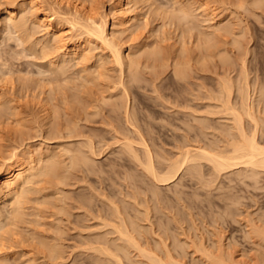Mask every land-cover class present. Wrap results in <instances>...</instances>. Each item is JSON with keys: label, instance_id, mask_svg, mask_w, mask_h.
I'll list each match as a JSON object with an SVG mask.
<instances>
[{"label": "bare ground", "instance_id": "6f19581e", "mask_svg": "<svg viewBox=\"0 0 264 264\" xmlns=\"http://www.w3.org/2000/svg\"><path fill=\"white\" fill-rule=\"evenodd\" d=\"M64 1L71 2L70 0H52V8L47 9L46 4L48 3L46 2L49 0H30L26 5L22 4L24 6H21L20 11H16L15 8H11V1L7 0L6 24L11 30L23 33V36L20 34L19 37L22 41L28 40L32 33L28 31V17L24 14L25 8H29L30 18L51 35V42L43 41L40 50L43 54L48 52L46 51L48 48L56 49L55 52L58 51L57 57L50 62V66L60 70L62 74L70 70L73 62L78 64L91 59L94 56L93 49L98 47L106 52L107 59L120 68L122 75L119 84L122 85L126 94L132 89L134 82L140 80L138 69L144 60L148 62L147 66H164L161 62L162 49L156 46L147 47L143 44L139 49L131 46L124 47L127 37L123 35L127 32V36H132L136 29L138 30L137 22H131L134 18L130 14L133 8L132 3L135 1L137 4L141 0H116L117 7L113 21L116 28L111 30L108 28V13L97 18L92 11H88L90 8L87 9L83 1H78L79 3L74 2L71 17L67 12L54 7L55 5L61 6ZM195 1H190L192 5L189 1L185 3L175 1L179 3H177L179 12L175 11L177 8L175 7L174 11L172 10L174 14L172 12V15L167 14L169 18H172H170L171 22L178 20L182 23L184 21L182 24L184 28L181 27L182 31L176 41L178 48L172 56L174 71L175 75L185 82H188V78L192 76L189 60L185 59L188 42L194 44L196 59L202 63H205L206 56L220 55L222 63L216 67V70L213 69L217 77L213 86V95H210V98L214 101L213 113L226 115L230 120V123L222 127L223 139L219 137L221 142L213 143L200 139L199 144L193 145L187 143V140V142L182 141L177 145L178 150L172 156L167 157L156 147L157 142L150 129L138 128L139 125L135 120L139 112L131 109L129 100L125 105L123 101L113 102V107L107 110L98 121L107 125L115 122L112 127L117 131V128H122V125L119 122V115H115L114 112H118L121 108L124 109L126 121L133 125L132 128L138 134L136 141L129 139L130 136H125L123 152L136 164L129 165L131 172L125 178L128 183L149 191L148 198L145 199L146 206L144 209H135V213H132L127 205L110 200L113 207L110 213H107L103 203H92L94 199L92 196L83 192L73 193L71 198L75 199V204L71 206V209H76L77 212L69 213L67 217L69 224L55 225L53 234H41L35 237L46 256L57 260L71 256L73 252L63 248L60 243L61 234L71 233L70 231L77 229L79 245L84 247L80 253L87 254L92 259L90 264H251L249 260L244 259L247 258L244 257L245 252L240 251L231 241H226L227 234L223 229L217 230L218 228L215 227L211 242L208 243L205 234L198 236L196 232L191 234L186 227L180 224L181 220L186 219L180 206L182 200L189 207L203 205L221 207L227 215L237 220L236 216L243 214L239 208H234L235 205L238 207L237 203L241 202V198L244 197L238 194L239 191H243L244 187L241 185L251 187L252 190L264 189V83L258 85L250 78V70L246 65L248 61L246 55L249 50L238 55L240 69H236L237 77L232 75V71L235 70L234 64L229 61L227 48L220 49V35L229 33L233 36L231 41L241 46L238 34L234 33L235 30L232 31L230 19L227 21L229 23L225 24L222 23L224 20L213 22L215 24L210 25L212 28L209 26L206 28L212 29L211 31L204 29L202 21L207 19L202 17L211 18L213 14L208 15L210 12L207 14L208 11L203 8H211V5L208 0H200L199 5H195ZM260 2V0H254L256 4ZM238 5L241 7L243 3L240 2ZM197 7H202V14L195 11ZM213 10L211 9V12H215ZM204 11L206 16H203ZM61 20L70 23L73 27L83 29L86 37L72 42L70 46L65 34L58 26ZM176 22L173 23L180 25ZM27 31L28 33L25 34ZM104 58L100 56L93 63L95 73L99 76L105 73L106 60ZM126 69L130 72L127 79H125ZM158 71L154 79L159 77L161 72ZM84 79V82H95L97 76L85 75ZM61 95L63 105L54 101L53 96L39 98L43 120L48 125L47 134L52 138L59 137L61 134L63 136L87 134L89 140L82 141V146L75 152L68 148L61 149L60 146H46L45 148L35 146L21 151L13 150L8 158L2 160L0 167V250L12 240L20 222L36 221L39 225L44 223L41 221L42 210L38 205L42 202H51L49 200L51 194L62 193L63 187L60 184L68 177L62 168L64 161L67 167L74 168V175L78 179L81 176L77 175L76 171L93 170L99 174L103 171L101 161L96 157L98 155L96 139L93 138L100 134L99 128L94 126L86 128V125L81 124V121L89 120L90 123H96V121L90 120L85 111L81 110L78 112L77 120L70 118L64 121V125H61L57 119L67 107L66 104L69 102L76 106L78 101H82L81 95L78 94H75L73 99H69V96L63 92ZM175 100L180 104L185 101L179 96H175ZM65 112H67L66 109ZM198 121L199 128H205L210 124L206 118ZM180 126H184L187 132L196 128V124L187 123L185 120ZM101 139L97 141L100 142ZM157 154L161 156V159H156ZM94 164L97 167H94ZM136 166L141 169H137ZM226 173L235 174L228 178L229 182L236 180V184L220 180L222 186L216 193L213 191L204 193L197 188H194L192 192L185 189L186 186H193L189 181L195 180L201 187L211 190L219 178ZM50 185L54 188L53 192L44 193ZM39 193L43 195L38 196ZM261 200L262 197L255 202L264 207V198L263 201ZM31 202L36 203L32 212L29 211ZM65 207L63 204L57 205L58 211ZM250 213H246L243 217L247 227L245 236L256 242H264V215L260 214L255 217ZM72 214L74 217L70 219ZM32 215L35 217L30 219L29 216ZM222 215L219 214V217L222 218ZM153 217H156V221ZM106 227L110 229L104 231ZM193 227L194 225H191V228ZM148 231L151 236L147 235ZM182 234L183 238L180 237ZM188 248L191 250L188 251ZM188 253L191 254L189 259H187ZM27 260L37 261L32 256ZM35 264L43 263L38 261Z\"/></svg>", "mask_w": 264, "mask_h": 264}, {"label": "rangeland", "instance_id": "374dc122", "mask_svg": "<svg viewBox=\"0 0 264 264\" xmlns=\"http://www.w3.org/2000/svg\"><path fill=\"white\" fill-rule=\"evenodd\" d=\"M6 1L0 0V111L2 112L0 113V167L2 160L8 158L13 150L21 151L35 146L44 148L46 146H60L61 149L68 148L75 152L77 148L82 146V141L89 140L87 134L84 136H63L61 134L56 138H52L47 134L48 125L43 120L39 98L41 96H53L54 101L63 105L61 95L63 92L69 96V99H73L75 94L81 95L82 101H78L76 106L68 102L65 108L67 112L63 109L57 121L64 125V121L70 118L77 120L78 112L81 110L85 111L90 120L96 121V123H90L89 120L81 121V124L86 125V128L87 126L99 128L98 132L100 134L93 135V138L96 139L98 153L96 157L101 161L103 171L100 174L97 171L93 172V170L87 172L76 171L77 175L81 176L78 179L74 175V168L67 167L66 161H64L62 168L68 177L60 184L63 187L62 193L52 195L54 188L50 185L44 193L51 194V197H49L51 202H42L38 205L42 210L41 221L44 223L39 225L36 221L20 222L15 229L14 239L12 236V240L8 241L6 246L0 250V263L35 264L39 261L43 264H90L92 259L87 254L80 253L84 247L79 245L77 229L70 231L71 233L61 234L60 243H62L63 248L71 250L73 253L71 256L60 260L46 256L44 249L37 244L35 237L41 234H53L55 225L69 224L70 221L67 218L69 213L77 212L76 209H71V206L75 204V199L71 198L73 193L83 192L92 196L94 198L92 203H103L107 213H110L113 207L110 200L127 205L132 213H135V209H144V206H146L145 199L148 198L149 191H145L133 183H128L125 178L131 172L129 165H136L123 152V143L126 141L125 136H130L128 138L131 140H138V134L132 128L133 125L126 121L123 108L119 109L118 112H114L115 115H119V122L122 125V128H117V131L112 127L115 122L107 125L98 120L107 110L113 107V102L123 101L125 105L129 100L131 109L139 112L135 120L136 124L139 125L138 128L142 130L143 128H149L157 142L156 147L160 150V153L167 157L172 156L178 150L177 145L182 141H188L187 143L193 145L199 144L198 140L200 139L209 143L218 142L219 137L222 140L224 135L222 127L224 124L230 123V120L226 115L213 113V110H215L213 107L214 101L210 98V95H213V86L217 77L213 69L216 70V67H219L222 63L220 55L206 56L205 63H202L196 59L194 44L188 42L186 44L185 59L189 60L192 76L188 78V82L180 79L175 75L172 56L178 48L176 41L182 31L181 27L184 28V25H182L184 21L181 23L177 20L180 25H176L173 23L176 20L171 22V17L169 18L167 14L173 13L175 7H177L175 11L179 12L178 2L182 3L181 1H184L185 3L189 1L191 3L195 0H141L137 4L134 1L132 3L133 8L130 11V14L134 16L131 22H137L138 30L136 29L132 36H127V32L123 35L127 37L124 47L131 46L134 49H139L143 44H146L147 47L156 46L162 49L161 62L164 66H147L148 62L144 60L138 69L140 80L134 82L132 89L126 94L122 85L119 84L122 75L120 68L107 59L106 52L101 51L98 47L93 49L94 56L91 59L81 61L78 64L73 62L66 74H62L60 70L50 66V62L57 57L58 51L55 52L56 49L48 48L46 50L48 52L43 54L40 48L43 41L51 42V35L30 18L29 8H25L24 15L28 17V31L32 35L28 40L22 41L19 37L20 34L23 36V33L11 30L10 26L6 24L5 7L8 3ZM10 1L11 8L20 11L21 6H24L22 4L26 5L30 0ZM70 1H64L65 3L63 2L61 6H53L67 12L72 17L71 12L74 11V4L83 1L85 7L90 8L88 11H92L97 18L108 13V28L110 30L116 28L113 25L117 7L116 0ZM175 1H178V4ZM197 1H195L197 3L195 5H199L198 3L204 0ZM260 1L259 4H256L254 0H208L211 8L205 7L206 9L203 8V10H207L206 13L210 12L208 15L212 13L213 16L209 17L210 20L208 16L206 18L202 17L207 19L204 22L202 21L204 29L208 26L212 28L210 25L219 22V20H224L222 21L224 24L229 23L227 21L230 19L232 26L230 27L232 31L235 30L234 33L238 34L237 37L241 41V46L231 41L232 35L222 33L220 35V49L227 48L229 61L233 62L235 69L232 71V75L236 77L238 75L236 69H240V62L237 57L241 52L249 50L246 55L248 58L246 65L250 70L251 80L257 82L258 85L264 83V0ZM240 2L243 3L241 7L238 5ZM46 3H48L46 4L47 9L52 8V0ZM195 5L194 7H196ZM201 8L197 7L195 11L200 14L202 12ZM213 8L215 12H211ZM203 13L204 16L206 13L205 11ZM58 26L65 34L70 46L72 42L86 37L83 29L73 27L64 20L59 21ZM209 28L206 30L211 31L212 29ZM229 40L230 42H228ZM100 56L105 57L106 60V69L102 76L97 75L93 67V63ZM156 71L161 73L158 78L154 79ZM129 73L126 69L125 79L128 78ZM85 75L89 77L95 75L97 80L95 82H84ZM59 86L63 90L58 88ZM175 96H179L185 101L180 104L179 101L175 100ZM205 118L210 121V124L205 128H199L197 126L198 120ZM183 120L187 123L196 124V128L187 132L184 126H180ZM100 138L102 139L98 142L97 140ZM135 145L141 147L139 144L135 143ZM155 156L156 159H161L159 154ZM94 167H97V165L94 164ZM136 167L141 169V167ZM229 176L233 177L235 174H223L211 190L201 187L195 180L189 181L190 185L193 186H186L185 189L192 192L194 188H197L204 193L208 191L216 193L219 191V187L222 186L220 180L236 184V180L229 182ZM242 186L244 187L243 191H239L238 194L244 197L241 198V202L237 203L238 207L235 205L234 208H239L243 214L236 216L237 220L227 215L221 207L204 205L189 207L182 200L180 206L186 219L181 220L180 224L186 227V230L191 234L192 232H196L197 236L205 234L208 243L211 242L213 237V230H216V228H218L217 230L223 229L227 234L226 241H231L240 251L246 253L244 257L247 258L244 259L249 260L248 262L251 264H264V242H256L245 236L247 227L243 219L244 215L249 212H251V216L255 217L260 214L264 215V207L255 202L260 197L263 201L264 194L262 190L264 189L252 190L251 187H245L244 184ZM42 195V193L38 194V196ZM201 197H204V195H201ZM58 204H63L66 207L58 211ZM29 205L31 207L29 211L32 212L36 203L31 202ZM219 214H223L222 218L219 217ZM73 215L70 219L74 217ZM29 217L32 219L35 216ZM153 220L156 221V217H153ZM91 222L93 223V220ZM143 223L147 224L146 221H143ZM173 223L175 224V222ZM191 225H194V227L191 228ZM107 229H110V227L104 228V231ZM147 235L151 236V233L148 231ZM180 237L183 238L184 235L182 234ZM189 250L191 249L188 248ZM31 256L35 257L37 261H28L27 259ZM189 257H191V254L188 253L187 259Z\"/></svg>", "mask_w": 264, "mask_h": 264}]
</instances>
